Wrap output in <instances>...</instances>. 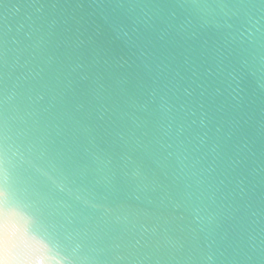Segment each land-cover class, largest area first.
I'll use <instances>...</instances> for the list:
<instances>
[{
  "label": "water",
  "instance_id": "obj_1",
  "mask_svg": "<svg viewBox=\"0 0 264 264\" xmlns=\"http://www.w3.org/2000/svg\"><path fill=\"white\" fill-rule=\"evenodd\" d=\"M0 264H264V0H0Z\"/></svg>",
  "mask_w": 264,
  "mask_h": 264
}]
</instances>
